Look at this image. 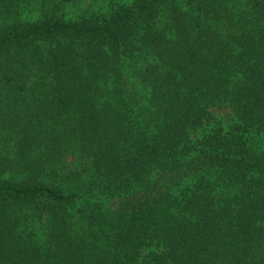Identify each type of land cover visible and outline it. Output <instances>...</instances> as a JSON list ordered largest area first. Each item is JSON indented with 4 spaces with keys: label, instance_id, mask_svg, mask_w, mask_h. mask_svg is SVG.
Wrapping results in <instances>:
<instances>
[{
    "label": "trees",
    "instance_id": "1",
    "mask_svg": "<svg viewBox=\"0 0 264 264\" xmlns=\"http://www.w3.org/2000/svg\"><path fill=\"white\" fill-rule=\"evenodd\" d=\"M25 2L0 0V264H264V0Z\"/></svg>",
    "mask_w": 264,
    "mask_h": 264
},
{
    "label": "rangeland",
    "instance_id": "2",
    "mask_svg": "<svg viewBox=\"0 0 264 264\" xmlns=\"http://www.w3.org/2000/svg\"><path fill=\"white\" fill-rule=\"evenodd\" d=\"M134 0H78L75 2L54 3L49 0H26L23 4V19L37 20L47 14H58L67 20H75L82 17H91L100 12H106L117 3L131 4ZM213 112L224 121L228 120L232 112L228 109L214 108ZM251 145L256 150L264 151V135L256 136ZM73 159V157H71Z\"/></svg>",
    "mask_w": 264,
    "mask_h": 264
}]
</instances>
